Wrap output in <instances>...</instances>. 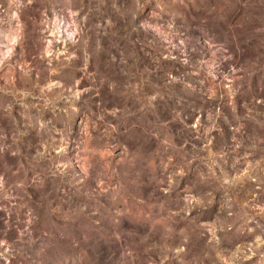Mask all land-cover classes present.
<instances>
[{
    "label": "clouds",
    "instance_id": "1",
    "mask_svg": "<svg viewBox=\"0 0 264 264\" xmlns=\"http://www.w3.org/2000/svg\"><path fill=\"white\" fill-rule=\"evenodd\" d=\"M0 264H264V0H0Z\"/></svg>",
    "mask_w": 264,
    "mask_h": 264
}]
</instances>
